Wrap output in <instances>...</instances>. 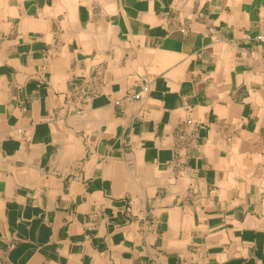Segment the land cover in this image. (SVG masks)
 I'll return each mask as SVG.
<instances>
[{"label":"crops","instance_id":"crops-1","mask_svg":"<svg viewBox=\"0 0 264 264\" xmlns=\"http://www.w3.org/2000/svg\"><path fill=\"white\" fill-rule=\"evenodd\" d=\"M260 29L264 0H0V264H264Z\"/></svg>","mask_w":264,"mask_h":264},{"label":"built area","instance_id":"built-area-1","mask_svg":"<svg viewBox=\"0 0 264 264\" xmlns=\"http://www.w3.org/2000/svg\"><path fill=\"white\" fill-rule=\"evenodd\" d=\"M254 39L257 42L264 43V29H260V31L254 36ZM143 90H146V87H143ZM140 96V93H136L134 95L135 98H138ZM185 124L178 127L177 132H178V137L180 139L186 140V138L191 139L192 137V132L190 130L186 131V126L189 125V122H184ZM193 127H191L192 129Z\"/></svg>","mask_w":264,"mask_h":264}]
</instances>
